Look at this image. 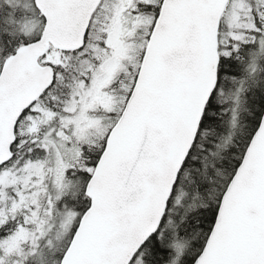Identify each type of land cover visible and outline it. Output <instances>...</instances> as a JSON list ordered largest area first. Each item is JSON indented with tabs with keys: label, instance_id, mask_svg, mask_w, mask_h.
Here are the masks:
<instances>
[{
	"label": "snow or ice",
	"instance_id": "obj_1",
	"mask_svg": "<svg viewBox=\"0 0 264 264\" xmlns=\"http://www.w3.org/2000/svg\"><path fill=\"white\" fill-rule=\"evenodd\" d=\"M0 264H264V0H0Z\"/></svg>",
	"mask_w": 264,
	"mask_h": 264
}]
</instances>
